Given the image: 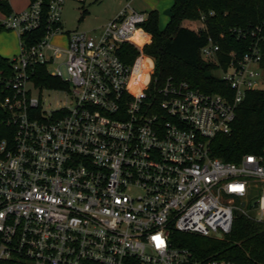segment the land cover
<instances>
[{
  "label": "built area",
  "instance_id": "2783aa9c",
  "mask_svg": "<svg viewBox=\"0 0 264 264\" xmlns=\"http://www.w3.org/2000/svg\"><path fill=\"white\" fill-rule=\"evenodd\" d=\"M130 1L89 34L63 31L64 0H50L45 32L29 45L21 36L42 24L40 0L1 19L20 48L12 74L0 77L9 90L0 101V264H233L195 257L174 244V231L222 237L237 213L264 221V147L237 162L211 151L213 138L230 132L245 93L262 89L264 18L233 30L249 45L240 55L230 50L214 70L229 88L208 93L153 76L147 41L137 48L130 40L146 13ZM204 17L193 30L205 28ZM61 35L64 45L53 44ZM121 43L137 49L130 61L119 55ZM219 49L209 38L201 56L218 64ZM145 59L151 65L139 81ZM37 66L66 87L36 86ZM29 86L62 97L42 101Z\"/></svg>",
  "mask_w": 264,
  "mask_h": 264
},
{
  "label": "trees",
  "instance_id": "16d2710c",
  "mask_svg": "<svg viewBox=\"0 0 264 264\" xmlns=\"http://www.w3.org/2000/svg\"><path fill=\"white\" fill-rule=\"evenodd\" d=\"M35 0H30V2ZM50 0H40L42 24L21 36L25 45L37 41L45 32L47 6ZM0 12H12L7 0H0ZM212 12V14H209ZM204 14L203 30L195 31L181 24L182 20H197ZM264 18V0H171L169 18L162 29L158 26L157 11L146 13L140 27L143 30L130 40L150 56L154 62L153 76L159 82L172 76L187 81L193 88L208 93H222L229 88L227 83L213 74L214 70L225 66L230 50L242 54L248 47L250 38H237L233 30L247 31ZM0 20V32L5 30ZM222 35V36H221ZM220 47L217 63L208 62L201 56L200 49L208 39ZM261 61L264 68V32L260 43ZM138 53L129 43H121L119 55L123 61H130ZM151 62L145 59L140 64L137 75L139 81L146 79V70ZM12 74L11 58L0 55V77L5 79ZM36 86L64 88L66 84L55 78L43 66H37L31 76ZM9 93L0 81V101ZM6 116L0 107V121ZM2 129L0 128V133ZM2 134H0L1 136ZM264 147V88L247 91L238 104L231 130L227 134L215 136L211 142L212 154L227 162H237L243 155L257 153ZM200 236V235H199ZM174 231L175 243L188 248L195 257L216 256L233 264H264V221L252 220L240 213L235 214L231 230L221 238L199 237ZM8 264H26L12 261Z\"/></svg>",
  "mask_w": 264,
  "mask_h": 264
},
{
  "label": "rangeland",
  "instance_id": "374dc122",
  "mask_svg": "<svg viewBox=\"0 0 264 264\" xmlns=\"http://www.w3.org/2000/svg\"><path fill=\"white\" fill-rule=\"evenodd\" d=\"M123 4L124 0H64L60 11L62 29L63 31H84L89 34L97 33L102 25H104L109 19L116 15ZM130 4L135 10L139 11L148 12L152 9L156 10L158 14V26L160 29L164 27L166 21L169 18L171 0H131ZM181 24L185 27L190 26L193 29H197L201 25L197 20L186 19L182 20ZM10 33L16 37L17 52L14 53V56H16L19 53L18 39L15 31L13 30L5 29L0 32V50L4 48L7 49L8 45H10L12 38L11 36L7 37V34ZM148 35L149 39L145 44H148L151 41V34L148 33ZM63 37H54L52 39V43L64 45L63 42L65 40ZM14 56L11 54L8 58H12ZM261 73L259 85L261 88H264V69H261ZM213 74L219 76L221 75V72L214 71ZM29 88L31 87L29 86ZM31 94L33 97L37 98L40 94L42 101H53L55 98L62 97V94H48L43 91L39 93V90L34 88H31ZM50 106L54 105L50 103ZM259 188L260 187H258L257 192H259ZM255 197H257V193L250 196L249 199H255Z\"/></svg>",
  "mask_w": 264,
  "mask_h": 264
},
{
  "label": "crops",
  "instance_id": "0c3cea01",
  "mask_svg": "<svg viewBox=\"0 0 264 264\" xmlns=\"http://www.w3.org/2000/svg\"><path fill=\"white\" fill-rule=\"evenodd\" d=\"M7 1L9 3V5H10V8H11L12 12H20V11H22V10L26 9L28 7L29 3H30V0H7ZM137 11H139V10H137ZM140 12L147 13L146 11H140ZM4 16L5 15L0 12V20ZM188 28L193 29L190 26ZM7 30H9V29H7ZM15 34H16L17 39H18V48H20V39H19V36H18L16 31H15ZM0 36H1V34H0ZM10 36H11L12 40L10 41L11 43H10V45H8V48L7 49L4 48V49L0 50V55L3 56V57H6V58H8L11 54H13V56H14V53L17 52V42H16V39H15L16 37H15V35H13L11 33L7 34V37H10ZM58 37H60V36H58ZM61 37H63V35H61ZM63 38L65 40V37H63Z\"/></svg>",
  "mask_w": 264,
  "mask_h": 264
},
{
  "label": "bare ground",
  "instance_id": "6f19581e",
  "mask_svg": "<svg viewBox=\"0 0 264 264\" xmlns=\"http://www.w3.org/2000/svg\"><path fill=\"white\" fill-rule=\"evenodd\" d=\"M139 31H141V29H137V30L133 33V35L131 36V38H132V37H137V36L139 35Z\"/></svg>",
  "mask_w": 264,
  "mask_h": 264
},
{
  "label": "water",
  "instance_id": "95a60500",
  "mask_svg": "<svg viewBox=\"0 0 264 264\" xmlns=\"http://www.w3.org/2000/svg\"><path fill=\"white\" fill-rule=\"evenodd\" d=\"M217 238H221V234L219 232L216 233L215 235Z\"/></svg>",
  "mask_w": 264,
  "mask_h": 264
},
{
  "label": "clouds",
  "instance_id": "9594fccd",
  "mask_svg": "<svg viewBox=\"0 0 264 264\" xmlns=\"http://www.w3.org/2000/svg\"><path fill=\"white\" fill-rule=\"evenodd\" d=\"M262 206H264V201H262Z\"/></svg>",
  "mask_w": 264,
  "mask_h": 264
}]
</instances>
